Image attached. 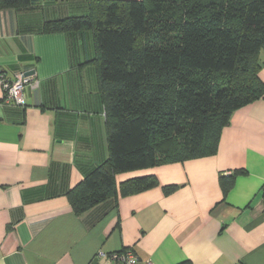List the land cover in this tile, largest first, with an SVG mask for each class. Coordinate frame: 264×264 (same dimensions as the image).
Instances as JSON below:
<instances>
[{
	"label": "crops",
	"instance_id": "1",
	"mask_svg": "<svg viewBox=\"0 0 264 264\" xmlns=\"http://www.w3.org/2000/svg\"><path fill=\"white\" fill-rule=\"evenodd\" d=\"M88 11L87 0L0 9V68L38 81L15 105L0 77V264H120L110 256L128 248L140 264H264V97L234 111L216 154L119 174L159 184L75 214L68 191L109 155L93 33L41 28ZM240 169L225 195L221 176Z\"/></svg>",
	"mask_w": 264,
	"mask_h": 264
},
{
	"label": "trees",
	"instance_id": "2",
	"mask_svg": "<svg viewBox=\"0 0 264 264\" xmlns=\"http://www.w3.org/2000/svg\"><path fill=\"white\" fill-rule=\"evenodd\" d=\"M41 2L0 0V9ZM87 2V14L41 28L93 33L88 63L105 108L109 155L68 191L76 215L159 184L153 174L118 183L119 174L216 154L234 111L264 97V0ZM243 172L221 176L225 195ZM177 188L164 186L167 194Z\"/></svg>",
	"mask_w": 264,
	"mask_h": 264
},
{
	"label": "built area",
	"instance_id": "3",
	"mask_svg": "<svg viewBox=\"0 0 264 264\" xmlns=\"http://www.w3.org/2000/svg\"><path fill=\"white\" fill-rule=\"evenodd\" d=\"M0 77L5 93V102L15 105H22L24 103V90L26 86H35L38 83L34 76L26 75L24 71H17L10 78L0 68ZM110 258L120 264H140V260L133 249L113 253Z\"/></svg>",
	"mask_w": 264,
	"mask_h": 264
},
{
	"label": "water",
	"instance_id": "4",
	"mask_svg": "<svg viewBox=\"0 0 264 264\" xmlns=\"http://www.w3.org/2000/svg\"><path fill=\"white\" fill-rule=\"evenodd\" d=\"M34 73H35V70H29L25 72L26 75H33Z\"/></svg>",
	"mask_w": 264,
	"mask_h": 264
}]
</instances>
